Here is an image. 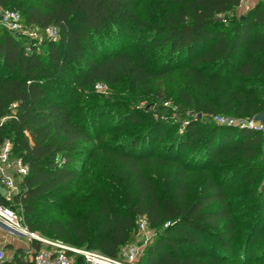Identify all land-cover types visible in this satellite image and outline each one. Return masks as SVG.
I'll list each match as a JSON object with an SVG mask.
<instances>
[{"label":"trees","instance_id":"16d2710c","mask_svg":"<svg viewBox=\"0 0 264 264\" xmlns=\"http://www.w3.org/2000/svg\"><path fill=\"white\" fill-rule=\"evenodd\" d=\"M144 1L0 0L1 5L8 3L19 10L24 24L43 32L56 25L60 36L57 41L43 39L47 53H41L36 45L26 50L25 39L0 25V63L8 70L0 74V145L9 139L13 156L28 163L25 188L11 200L0 196V203L13 207L19 203L31 231L77 248L98 249L115 259L120 258V248L138 217L145 215L155 236L137 264H235L242 233L226 198L229 183L208 177L204 190L186 201L185 182L180 177L174 198L159 196L139 166L141 160L163 155L157 144L165 129L160 119L150 120L146 129L127 139L117 152L137 182L125 206L104 194L95 208L83 214L70 208L75 184L92 156L83 143L97 139L96 132L115 115L109 98L99 93L90 95L92 110L81 111L75 103L79 89L98 82L118 86L127 81L140 88L154 77L183 68L197 83H214L238 99L240 106L233 107L234 115L264 110V102L252 100L258 88L239 94L232 87L247 79L264 82V0L240 14L235 10L241 0H151L159 8L157 14L142 17L139 11ZM113 93L131 99L129 91L115 89ZM13 101H18L17 117L2 120ZM116 104L124 107L128 102ZM117 115L142 121L126 109ZM198 125L192 122L183 133L164 141L163 153L178 159L182 146L197 135ZM263 143L261 128L213 123L203 135L199 159L204 156L209 165L235 152L252 159ZM44 207L62 212L42 219L38 214ZM260 222L258 217L254 227ZM254 227L245 240L247 256L254 243ZM32 244L39 247L35 241ZM76 263L86 264L80 255ZM0 264L36 263L29 253L16 249Z\"/></svg>","mask_w":264,"mask_h":264},{"label":"rangeland","instance_id":"374dc122","mask_svg":"<svg viewBox=\"0 0 264 264\" xmlns=\"http://www.w3.org/2000/svg\"><path fill=\"white\" fill-rule=\"evenodd\" d=\"M144 2L139 11L142 17L157 14L159 8L155 1L145 0ZM1 7L5 9L13 6L11 7L7 3L6 5L0 4ZM246 9V5L245 7L243 5L241 8H236L235 11L240 14ZM24 37L19 36L20 39H25L26 50H29L31 45H36L37 50L44 51L41 53H47L44 50L46 43L30 36ZM59 38L58 34L54 40L57 41ZM7 72L8 70L0 63V74ZM232 87L239 94L258 88L252 96V100L264 102L263 81L247 79L234 83ZM221 88H215L214 83L199 84L186 70L179 68L174 69L168 75L152 78L140 88L127 81L118 86H109L98 82L93 87L79 89L76 92L75 103L78 104L81 111L92 110L90 95L94 96L99 93L109 98L111 105L108 106L114 108L115 115L105 121L101 131L96 132L97 139L83 143L92 156H89L86 162V172L82 179L75 184L74 199L70 208L76 213L83 214L87 210L95 208L104 194H110L116 203L125 206L128 193L136 192L137 182L128 165L117 158V152L124 146L127 139L146 129L150 120L160 119L165 122V129L162 130L157 144L159 152L163 155L151 156L146 161L138 162L148 176L155 192L159 196L167 195L174 198L177 192V183L182 177L185 182L184 199L191 201L204 190L208 177L218 182L220 179L228 182L229 189L226 198L233 218L239 224L237 227L241 229L242 233L237 243L238 258H236L235 264H264V226L262 225L263 221L260 222L264 219V215H262L264 212V143L259 154L252 159L239 157L236 152L230 156L221 155L209 165H205L204 156L203 159H199L201 153L199 148L203 143V135L209 125L218 123L216 115L239 117L234 115L233 111V107L240 106L238 99L233 98L229 91L221 90ZM115 89H119L122 93L129 91L131 99L127 100L122 94L114 95L113 90ZM244 98L247 97L244 96ZM117 102L126 104L128 102V104L122 107L116 104ZM205 107H210L211 110L206 111ZM124 109L142 121L119 119L120 115L117 113ZM261 111L263 109L254 114L241 115V117L254 118ZM192 122H199L195 138L182 146L178 159L166 156L163 153L165 150L162 143L172 139L177 133H183L186 126ZM255 124L262 126L259 121H255ZM261 130L264 136V129ZM9 134L12 136L13 131H9ZM194 153H196L195 157ZM170 155H174V153ZM61 212L57 209L51 210L49 207H44L38 217L50 220ZM257 216L260 223L254 227ZM253 227L255 229V235L252 238L254 243L251 247V254L247 256L244 254L245 240L249 235V230ZM35 232L41 234L38 231ZM154 236V228L149 227L148 230H141L137 219L128 240L120 248L119 259L127 264H137L142 250L152 242ZM80 248L86 249V247Z\"/></svg>","mask_w":264,"mask_h":264},{"label":"built area","instance_id":"2783aa9c","mask_svg":"<svg viewBox=\"0 0 264 264\" xmlns=\"http://www.w3.org/2000/svg\"><path fill=\"white\" fill-rule=\"evenodd\" d=\"M0 25L7 31L19 38V36H30L43 41V39H56L59 34L56 25H49L44 32L38 26H29L22 22V16L19 10L12 8H0ZM26 38V37H24ZM18 101H13L9 107V114L2 120L9 117H17L16 107ZM217 122L220 124L249 126L263 128V125H256L254 118L216 115ZM260 122V121H259ZM262 124V123H261ZM26 135L32 142L27 130ZM58 157H56V160ZM28 171V163L22 157L13 156L12 143L9 139L3 141L0 145V186L6 189L5 198L13 199V196L25 188L24 176ZM0 220L12 231L19 232L27 236L31 242L35 241L39 247H34L29 258L36 264H77L76 255L82 256L86 264H127L120 259L112 258L98 249H81L64 243L55 238H49L44 235L31 231L24 222L19 203H14V207L0 203ZM138 225L141 230H148L149 225L145 215L138 217ZM71 251V254L68 253ZM5 258V252L0 248V261Z\"/></svg>","mask_w":264,"mask_h":264},{"label":"crops","instance_id":"0c3cea01","mask_svg":"<svg viewBox=\"0 0 264 264\" xmlns=\"http://www.w3.org/2000/svg\"><path fill=\"white\" fill-rule=\"evenodd\" d=\"M257 1L258 0H241L237 9L241 8L243 5L244 7L246 5V8H249ZM34 247L35 245L32 244L27 236L19 232L12 231L0 220V248L4 250L5 258L12 257L16 249H22L30 255Z\"/></svg>","mask_w":264,"mask_h":264},{"label":"water","instance_id":"95a60500","mask_svg":"<svg viewBox=\"0 0 264 264\" xmlns=\"http://www.w3.org/2000/svg\"><path fill=\"white\" fill-rule=\"evenodd\" d=\"M254 119L257 120V121H260L264 127V110L257 113L255 116H254ZM6 194V189L2 186H0V196L1 197H4Z\"/></svg>","mask_w":264,"mask_h":264}]
</instances>
